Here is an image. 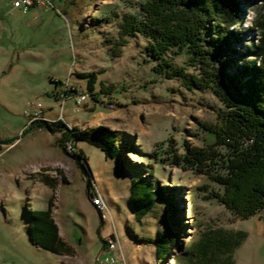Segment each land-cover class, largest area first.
Returning <instances> with one entry per match:
<instances>
[{
  "label": "rangeland",
  "instance_id": "obj_1",
  "mask_svg": "<svg viewBox=\"0 0 264 264\" xmlns=\"http://www.w3.org/2000/svg\"><path fill=\"white\" fill-rule=\"evenodd\" d=\"M140 1H54L58 15L38 8L23 14L12 11L11 0H0V142L18 138L5 145L13 150L0 159V264H97L107 256L112 234L126 264H194L210 229L241 232L230 244L211 243L224 263L264 264V211L244 220L213 197L223 193L212 178L225 174L219 157L208 155L199 165L184 160L191 151L213 155L208 146L221 123L216 111L222 103L208 89L188 90L154 73L156 63L147 60L141 36L114 45L121 17L137 13ZM234 1L236 22L222 55L231 75L249 61L260 64L249 49L264 21V0ZM175 52L167 55L173 65L192 73L186 56ZM88 72L97 75L91 91L79 76ZM35 120H62L69 132L107 128L124 149L111 159L87 143L74 146L63 129H39ZM73 147L87 159L90 187ZM32 174L46 175L52 187L30 189ZM134 183L157 191L151 210L138 221L129 201ZM95 199L111 218H102ZM50 200L72 256L53 254L29 237L26 209L44 210ZM157 232L172 243L163 261L156 258Z\"/></svg>",
  "mask_w": 264,
  "mask_h": 264
},
{
  "label": "trees",
  "instance_id": "obj_2",
  "mask_svg": "<svg viewBox=\"0 0 264 264\" xmlns=\"http://www.w3.org/2000/svg\"><path fill=\"white\" fill-rule=\"evenodd\" d=\"M48 9L60 15L57 7ZM136 12L121 17L117 27L118 40L114 45L120 46L128 38L141 36L147 42V60L156 63L154 73L164 75L167 79H177L188 90L208 89L223 105V109L216 113L226 123L223 125L220 119L219 128L211 131L214 139L208 147L213 155L208 154L210 151H191L185 156V162L196 161L199 165L203 160H210L207 158L209 156L211 159L219 157V166L225 174H215L212 178L223 188V193H215L213 197L244 220L264 211V21H259L261 34L249 49L260 60V64L249 61L238 67L235 75H231L225 72L226 62L222 55L227 48L228 29L236 22L234 0H142ZM172 49L180 52H175V55L186 56V66L193 68L192 73H188L186 67L173 65L167 56ZM79 76L87 79L89 91L94 90L97 80L95 73H80ZM33 123L39 129H63V136L69 135L74 146L77 142L87 143L111 159L118 157L124 149L119 144L118 134L107 128L74 129L69 132L62 120L52 123L35 120ZM218 148L224 152L216 150ZM63 149L69 152L66 146ZM70 151L77 156V164L86 175L87 186L90 187L93 180L86 157L82 150L75 152V147ZM43 179V184L51 188L52 181L46 175L42 176ZM153 191H148L144 184L132 185L129 201L136 220L151 210L153 198L157 194L156 189ZM51 208L50 200L44 210L26 209L29 237L36 246L53 254L72 256L73 249L60 236ZM206 233L203 244L197 246L194 264H226L222 251L219 253L218 248L212 249L211 243L230 244V240L237 239L241 232L210 229ZM153 242L157 260H165L172 244L171 239L157 232ZM105 252V258L109 257L110 253L107 250Z\"/></svg>",
  "mask_w": 264,
  "mask_h": 264
},
{
  "label": "built area",
  "instance_id": "obj_3",
  "mask_svg": "<svg viewBox=\"0 0 264 264\" xmlns=\"http://www.w3.org/2000/svg\"><path fill=\"white\" fill-rule=\"evenodd\" d=\"M50 7L56 8L54 6V0H12L11 1L12 11H19L21 13L28 12L32 8L48 9ZM95 203L99 205L98 207L100 208V210L103 211L104 213V215H102L103 219L106 218L105 215L110 217L109 211L105 205L100 204L98 199H95ZM112 235L113 238L109 239V243H107L108 248L106 249L107 252L110 253V256L105 258L103 262L97 264H126L123 254L121 255L120 258L118 256L119 251H121L120 243H119L120 241L116 238V235L114 234ZM120 253H122V251Z\"/></svg>",
  "mask_w": 264,
  "mask_h": 264
},
{
  "label": "crops",
  "instance_id": "obj_4",
  "mask_svg": "<svg viewBox=\"0 0 264 264\" xmlns=\"http://www.w3.org/2000/svg\"><path fill=\"white\" fill-rule=\"evenodd\" d=\"M34 9V8H33ZM38 9H41V8H38ZM32 120V119H31ZM18 139V138H17ZM17 139H13V140H10L9 142H6V144H5V142H3V141H1L0 142V159H2L4 156H6L11 150H13V149H11V150H8V151H6L4 148H6V146L5 145H7L8 143H13L14 141H16ZM19 141H20V139H19ZM9 145V144H8ZM16 147V146H15ZM14 147V148H15ZM3 162V161H2ZM21 168V167H20ZM19 170V169H18ZM37 174H32L31 176H30V178L29 179H27V182H28V184H27V186L30 188V189H32V188H34L35 186H33L34 184H40V183H44L43 181H44V179L42 180V176H38ZM15 179H17V178H15ZM50 180V179H49ZM51 181V180H50ZM49 187V186H48ZM30 210H32V208H30ZM59 234H60V232H59ZM61 236V235H60ZM105 251V250H104Z\"/></svg>",
  "mask_w": 264,
  "mask_h": 264
}]
</instances>
